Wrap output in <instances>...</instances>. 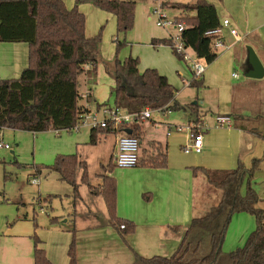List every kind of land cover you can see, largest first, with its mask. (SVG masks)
I'll use <instances>...</instances> for the list:
<instances>
[{
  "label": "trees",
  "instance_id": "1",
  "mask_svg": "<svg viewBox=\"0 0 264 264\" xmlns=\"http://www.w3.org/2000/svg\"><path fill=\"white\" fill-rule=\"evenodd\" d=\"M94 3L116 16L118 34L126 35L134 27L135 1L94 0ZM173 8L186 13L176 17L177 22L186 25L182 32L186 47L192 48L197 58L208 64L215 61L218 57L213 47L216 36L208 33L221 23L215 4L209 0H195L192 3L175 2ZM0 42H25L29 45L28 66L21 75L0 79V128L36 134L73 126L83 113V106L79 103L80 78L88 74L94 81L101 61V34L94 37L86 34L85 14L77 5L68 8L64 0H0ZM115 42L117 53L127 44L119 37ZM152 44L173 45L171 37L154 38ZM107 71L115 81L112 93L117 106L129 112H141L145 108L161 112L185 110L193 114V121H200L199 103L181 105L176 99L178 90L168 77L156 68L140 71L139 58L116 59ZM191 85L199 88L203 86V80L195 78ZM243 128L264 137V127L259 129L246 123ZM113 131L110 127L91 130L90 143L96 144L99 134ZM128 131L132 132L129 135L143 139L141 123L122 125L117 130L125 134ZM263 160L264 155L255 159L251 168L241 161L236 168L228 170L197 168L221 191L219 204L192 220L178 249L171 256L138 254L131 264H264V209L257 206L259 196L251 183ZM140 165L167 167V146L157 141L149 142V146L142 149ZM108 168H112V162ZM48 169L59 173L61 180L72 185L75 200L81 196L82 184L90 190L94 188L89 181L88 165L77 154H59ZM245 181L248 183L243 193ZM98 188L111 224H125L123 234L134 232L133 222L117 217L116 178L103 175ZM242 212L254 215L257 227L244 246L226 252L223 246L229 224L234 214ZM34 238V264H54L45 249L39 247L36 234ZM69 256V264H78L75 239L70 245Z\"/></svg>",
  "mask_w": 264,
  "mask_h": 264
},
{
  "label": "crops",
  "instance_id": "2",
  "mask_svg": "<svg viewBox=\"0 0 264 264\" xmlns=\"http://www.w3.org/2000/svg\"><path fill=\"white\" fill-rule=\"evenodd\" d=\"M209 1L215 4L221 21L229 19L232 27L237 29L238 35H233L229 28L224 29L225 45L218 49V57L208 64L209 66L206 67L203 76L200 78L203 80V86L195 87L198 90V101H195L194 104L199 103L200 105V121L195 122L192 120L188 126H191L195 132H199L203 128L202 152L193 154L194 152L186 151V146L192 139L187 127H179L178 124L171 122L163 123L166 127V136L153 141L167 146L168 166L153 168L139 164L136 167L122 168L123 170L117 177L114 176L117 180V217L133 222L135 224L134 232L123 234L120 225L115 226L109 222L90 225L88 226L90 230L91 227L96 229L99 228L98 226H111L106 232L107 235L112 236L113 239H115L114 235L122 238L115 242L113 246H110L111 243H108L109 240H107V242H103V247L91 249L92 246L85 244L82 246L80 244V239L77 238V230H61V232H58L56 240L48 241L45 236H40V233L33 226H28L24 230H18L15 226L8 229L6 234L9 237L25 241L24 249L22 247L18 248L17 244L13 242L3 244L0 253L1 251L4 252V256L2 255L3 258L1 257L0 264H16V261L12 260L13 252L16 251L15 247L20 251L21 256L19 257L23 264H34L35 234L39 239V247L45 249L48 258L54 264L70 263L69 248L74 239L76 241L78 264H131L138 254L146 257L154 255L171 256L178 249L186 228L192 220L202 216L213 206L218 205L221 200V191L212 185L207 176L197 168L228 170L236 168L240 161L247 168H251L255 159L263 157L264 137L244 129L243 126L250 123L255 128L263 129L264 125L261 123V127H258L257 125L260 123L256 118L260 115H255L254 111H246V106L242 104V101L237 100L236 91L244 88V84L241 85L239 81H235L234 79H239V74L235 77L233 74L237 73L232 72L237 67V61L245 67V73L251 68L248 62V46H252L256 50L264 64V0ZM28 61L29 45L27 43L0 42V79L19 77L28 66ZM97 77L98 72L94 81L92 79L87 80L86 77L80 78V105L84 106L88 103L90 109H95L99 105L107 104L99 101L91 87L92 83H97ZM249 79H251L250 82L245 83V85H250L252 80H255L253 78ZM83 84L85 90L82 92ZM190 86L193 87L191 84ZM201 89L206 91L215 90V94H213L215 100L214 110L201 105L205 104L204 101H206V96L202 100L203 98L199 95ZM178 94L179 90L176 94V99L179 101ZM86 95H88V98ZM166 112L169 111L162 113ZM173 112L170 111L169 113ZM209 112L215 115L212 121L206 118ZM153 113L154 111L151 118L147 120L158 123L153 120ZM219 115L229 116L231 125L218 126L217 117ZM205 122L208 123L207 126H205ZM0 130L3 129L0 128ZM141 141L142 149L149 146V143L145 145L144 135ZM116 153L117 136L113 133L99 134L96 144H91L90 139L88 143L78 144L76 154L80 160L86 161L89 173L91 169L90 162H94L92 158L94 159V156L100 155L99 164L101 166L97 173L99 177L93 179L89 174V181L93 186L99 187L103 175L113 174L108 166L113 161L115 163ZM36 171L44 175L46 170L37 168ZM52 175L54 178L61 180L59 173L47 170L46 176L51 177ZM252 178L251 183L259 196L257 206L264 209V160L260 163ZM38 179V184H41L42 178ZM247 183L245 181L242 187L243 193L246 192ZM67 185L65 192L69 196H73L72 185L69 183ZM88 192L95 199L103 198L97 191L90 190ZM80 195L82 197L81 190ZM102 201L101 210L109 219L106 203L104 199ZM89 212L90 215L94 214L92 208L89 209ZM97 217L96 214L93 218L97 219ZM256 227L257 222L254 215L247 212L235 214L226 233L224 250L231 252L244 246L249 235ZM41 239L44 241L42 242ZM94 251L97 253H92Z\"/></svg>",
  "mask_w": 264,
  "mask_h": 264
},
{
  "label": "rangeland",
  "instance_id": "3",
  "mask_svg": "<svg viewBox=\"0 0 264 264\" xmlns=\"http://www.w3.org/2000/svg\"><path fill=\"white\" fill-rule=\"evenodd\" d=\"M132 1L136 2L135 24L124 35L122 33L118 34L116 16L96 6L94 0H64L68 8L71 9L77 5L78 9L85 14L86 33L89 37L101 34V61L98 65L97 83L91 84L97 98L101 103H107L112 107L116 104L115 95L112 93L114 79L107 70L113 67L116 59L124 61L127 57L133 56L139 58L141 71L148 68H157L159 72L166 75L179 90L178 98L182 105L186 106L195 103V101H198V90L190 86L196 78L192 61L179 57L171 45L152 44L154 38H169L178 33L177 24L167 27L157 25L158 15L154 13L155 9L159 8L160 12L166 15L167 20L175 21L176 17L186 13L173 8V4L176 1L192 3L195 0ZM117 37L127 41V44L118 53L115 42ZM188 53L193 59L197 58L192 48L188 49ZM200 62L205 64L206 67L209 66L202 59H200ZM236 65L237 67L233 69L232 73L239 74V79H234V74L232 78L235 81H239L241 85L244 84V88L236 91V98L237 100L240 99L242 104L246 106V111H254L255 115H260L257 116L256 120L258 119L260 123L257 126L261 127L260 125H264V78L255 79L258 81L252 80L250 85H245L251 79L246 76L245 67L239 61H237ZM82 77L91 80L88 74ZM82 87L81 91L83 92L85 90L84 84ZM213 94H215V90L206 91L201 89L199 91L200 97L203 98L202 100L206 96L205 104H201L203 107L210 108V110L213 108L214 110L215 100ZM213 117L215 115L212 112H209L206 116L210 121H212ZM153 120L158 123H154L152 120L141 122V126L145 131V145L166 136V127L163 123L171 122L178 124L179 127H187L193 120V114L185 110L174 111L171 114L154 110ZM204 124L205 126L208 125L207 122ZM200 131L204 132L203 128ZM89 139L90 128L60 132L59 134L55 130L42 131L36 134L25 130H0V142L11 146V149L0 148V249H2L1 246L3 244L8 242L16 243L18 248L22 247L24 249L25 241L9 237L6 234L8 229L15 226L18 230L33 226L40 233V236H45L48 241L56 240L57 234L61 230H77V238L80 239V244L82 246L83 244L92 246L93 248L91 249L103 247L107 240H109L108 243H111L110 246H113L115 242L122 239L116 235H114L115 239L107 235L106 232L111 226H98L99 228L96 229L91 227V230L88 228V226L96 223L100 225L101 222L104 224L109 222L111 224L110 216L107 219L101 210L103 198L95 199L88 192L90 191L87 189L88 187L82 185L80 189L82 197L75 200L74 196H69L65 192V188L68 186L67 183L54 178L53 175L51 177L46 176L47 170L49 171L48 167L54 164L59 154H76L78 144L88 143ZM193 154L198 153L194 152ZM99 159L100 155L98 154L94 156V159L92 158L94 162H90L91 169L89 174L93 179L99 177L97 176L101 166ZM108 162L106 163L108 164ZM37 168L46 170L44 175L39 174L36 171ZM109 170L112 171L113 176L116 175L117 177L123 169L116 166L113 161L112 168ZM79 175H81V172ZM34 177L42 178V183H32L31 180ZM98 189V186H94L92 191L94 192ZM90 208L94 211L93 215H90ZM96 214L98 216L97 219L93 218ZM41 241L43 242L44 240L41 239ZM15 249L12 260L16 261V264H23L19 257L21 256L20 251L16 247ZM96 251L92 253H97ZM2 255L4 256V252L1 251L0 260L1 257L3 258Z\"/></svg>",
  "mask_w": 264,
  "mask_h": 264
},
{
  "label": "built area",
  "instance_id": "4",
  "mask_svg": "<svg viewBox=\"0 0 264 264\" xmlns=\"http://www.w3.org/2000/svg\"><path fill=\"white\" fill-rule=\"evenodd\" d=\"M157 14V25L158 26H173L178 25V33L175 36H171L173 49L180 55L183 59L192 61L193 71L196 78L203 76L206 65L200 62L199 58H194L188 53V49L182 39V32L184 31L186 25L185 23H179L175 21H169L165 14L160 12L157 8L154 11ZM229 28L233 35H238L237 29L232 27L231 21L229 19H224L221 21L220 26L214 29L209 34L215 35L216 39L214 41L213 47L218 52L220 47L225 45L224 42V29ZM235 77L238 74H234ZM88 98V95H86ZM154 110L150 108H145L141 112H129L126 109L117 106L116 104L112 107L109 104H103L95 109H90L89 104L83 106V113L80 114L77 122L64 129L55 130L58 134L60 132H70L74 130H80L82 128H90V130L113 128L115 131L111 132L117 136V153L115 156V164L121 168L136 167L140 164L141 153H142V141L132 135L125 134L123 132H117L120 126H125L132 123H141L144 120L151 118L152 112ZM161 111V110H157ZM170 112V111H169ZM217 125H231V118L227 115H219L217 117ZM181 129V128H179ZM190 131L191 142L186 146L187 152L201 153L203 150L204 134L202 131L195 132L191 126H187ZM0 148L11 149L9 144H4L0 142ZM32 183L38 184L39 179L33 178ZM121 229H125L126 225L121 224Z\"/></svg>",
  "mask_w": 264,
  "mask_h": 264
},
{
  "label": "water",
  "instance_id": "5",
  "mask_svg": "<svg viewBox=\"0 0 264 264\" xmlns=\"http://www.w3.org/2000/svg\"><path fill=\"white\" fill-rule=\"evenodd\" d=\"M248 62L251 66L246 72L248 78L262 79L264 78V64L252 46H248ZM131 134V131L127 132Z\"/></svg>",
  "mask_w": 264,
  "mask_h": 264
}]
</instances>
